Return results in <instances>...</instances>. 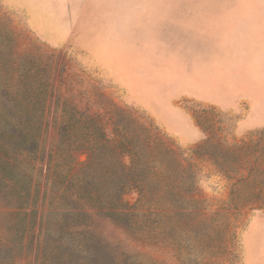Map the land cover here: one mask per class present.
Segmentation results:
<instances>
[{
    "label": "rangeland",
    "instance_id": "obj_1",
    "mask_svg": "<svg viewBox=\"0 0 264 264\" xmlns=\"http://www.w3.org/2000/svg\"><path fill=\"white\" fill-rule=\"evenodd\" d=\"M0 60V80L51 82L58 129L76 111L159 139L166 206L146 189L123 197L151 232L92 213L87 239L136 264H264V0H0ZM186 79L223 90L214 104L170 96ZM182 112L203 132L190 145L172 136L185 135ZM37 237L0 197V264H36Z\"/></svg>",
    "mask_w": 264,
    "mask_h": 264
},
{
    "label": "trees",
    "instance_id": "obj_2",
    "mask_svg": "<svg viewBox=\"0 0 264 264\" xmlns=\"http://www.w3.org/2000/svg\"><path fill=\"white\" fill-rule=\"evenodd\" d=\"M7 70L0 60V74ZM12 81L19 82L22 95L9 96ZM0 92H5L0 96V197L21 213L24 232L40 233L36 264H136L87 239V220L95 213L136 236L143 228L124 195L139 196L146 189L166 206L167 165L154 158L158 137L144 129L134 134L124 126L106 131L99 119L76 111L58 129L49 80L5 78ZM77 115L85 120L80 132L74 128ZM163 146L164 151L158 149L166 158ZM77 151L86 154L85 164L75 162Z\"/></svg>",
    "mask_w": 264,
    "mask_h": 264
},
{
    "label": "crops",
    "instance_id": "obj_3",
    "mask_svg": "<svg viewBox=\"0 0 264 264\" xmlns=\"http://www.w3.org/2000/svg\"><path fill=\"white\" fill-rule=\"evenodd\" d=\"M252 59L255 60L253 56H252ZM188 79L181 80V85L183 87L179 90H175V92H172V90L174 86L177 85V83L171 82L170 84H172V89H171V92H169L170 93L169 95L185 97V98L194 99L198 101H207V102H210L211 104H214L215 103L214 101L217 99V95L219 94L220 90L221 91L223 90L221 87L222 85L220 83L221 80H199V79L188 80ZM118 81L124 86H126L129 91V86L127 83H125L122 80H118ZM143 81L145 82L146 85H151L150 84L151 82H153V85L157 83V80H143ZM249 83L250 85L252 84L251 82ZM228 88H230V84L227 86V89ZM246 88H248L249 90L247 89L246 90L250 92L248 82L246 84ZM250 100L254 101L252 97H250ZM182 117H183V124H184L183 128L185 129V135L182 136L180 134H177V132H174L171 130L172 136L178 138L183 145H190L192 143H195L201 140L203 137V132L200 130V128L196 126L191 116L182 112Z\"/></svg>",
    "mask_w": 264,
    "mask_h": 264
}]
</instances>
